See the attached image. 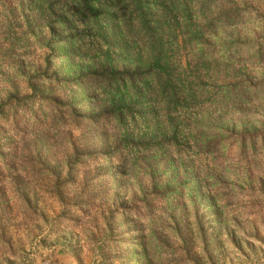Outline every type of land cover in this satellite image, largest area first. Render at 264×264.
I'll return each instance as SVG.
<instances>
[{
    "label": "rangeland",
    "instance_id": "obj_1",
    "mask_svg": "<svg viewBox=\"0 0 264 264\" xmlns=\"http://www.w3.org/2000/svg\"><path fill=\"white\" fill-rule=\"evenodd\" d=\"M39 5L31 0H0V105L5 110L8 102H24L29 97L27 103L17 106L13 118L19 123L16 129L31 141L25 150L28 155L22 160L30 170L59 164L80 142L81 134L75 129L71 135L63 134L66 150L57 145L53 128L68 125V120H64L66 111L59 102L50 108L52 98L46 86L35 93L34 100L30 98L33 92L29 79L36 70L41 72L48 64L47 75L56 71L63 77L65 70L72 67L64 59L66 52L62 46L50 40V30L55 27L43 20L39 22ZM49 5L55 15L65 13L69 18L62 33L56 29L55 33L61 41L66 39L74 45V67L99 72L107 55L118 63L139 66L144 76V83L138 84L144 97V116L140 117L146 118H136L132 126L128 121L130 131L139 127L151 131L170 122L172 127L179 124L178 131L188 136L202 132L207 137H220L225 133L227 143H222L215 153L195 152L192 138L179 142L185 163L201 175V196L206 194L211 201L209 210L201 205L200 218L190 214L187 217L188 231L194 238L190 253L202 264H264V144L258 143L254 158L241 162L237 154L239 143L235 140L242 123L255 129L264 123V0H47L41 15L51 21ZM34 18L38 20L35 23ZM155 58H159L160 70L151 69ZM230 85L248 91L249 95L257 89L243 105L248 109L246 113L229 97ZM14 90L16 96L10 94ZM86 91L80 89L73 97L74 107L81 113L103 105L113 87L102 83L99 88ZM174 94L181 123L172 114V103L168 101ZM166 111L171 112L170 118ZM35 122L46 130L40 134L36 126H30ZM97 126L105 133L108 146L90 142L92 147L111 150L113 139L109 132L117 135L121 131L111 118L101 119L96 129ZM34 137L40 139L37 141L41 146H33ZM119 142V150L126 151V142ZM15 148L21 159L18 140ZM111 160L115 162V156ZM97 161L102 164L104 160L99 156ZM83 164L87 166L86 162ZM47 173L41 170L35 176L28 174L33 183H41ZM121 173L119 170L117 175ZM121 178L124 187L131 184L128 177ZM39 194L49 212L58 211L54 201L43 192ZM186 198L189 203L190 197ZM14 241L27 253L26 261L20 264H46L54 260L61 264H98V258L87 248L78 260L63 246L61 236H53L45 246L19 234ZM178 261L182 263L180 257Z\"/></svg>",
    "mask_w": 264,
    "mask_h": 264
},
{
    "label": "trees",
    "instance_id": "obj_2",
    "mask_svg": "<svg viewBox=\"0 0 264 264\" xmlns=\"http://www.w3.org/2000/svg\"><path fill=\"white\" fill-rule=\"evenodd\" d=\"M31 1L40 4L36 13L39 22L43 20L62 33L65 22L69 20L66 14L55 15L56 11L49 5L47 11L52 10L49 21V18L41 15L47 0ZM53 16L55 18L52 20ZM36 21L34 18L33 22ZM55 29L50 30V40H56L62 46L66 52L64 59L72 67L65 70L63 77L56 71L47 75L48 64L41 72L36 70L33 79H29L33 92L30 98L34 100L35 93L42 92L46 86L52 98L50 108H55L54 104L58 105L59 102L66 111L65 122L68 120V129H65L67 126L53 128L55 143L66 150L63 134L71 135L74 129L81 131L80 142L75 146L72 143L74 147L71 153H66L59 164L30 170L22 160L28 155L25 150L31 141L16 129L19 123L13 118L17 106L27 103L29 97L24 102H8V109L5 110L2 108L4 105H0V264L26 261L24 247L14 241L16 234L42 246L53 236H61L63 246L78 260L87 248L98 258V264H180L178 257L182 260L181 264H202L199 258L190 253L194 238L188 231L187 217L190 214L195 219L200 218L201 205L204 204L209 210L211 201L206 194L201 196V191L204 192L201 175L193 166L185 163L179 142L192 138L190 142L195 152L215 153L222 143L226 145L225 133L220 137H207L202 132L198 136H188L178 131L179 124L172 127L170 122L165 123L164 128L158 126L147 131L139 127L131 129V132L128 121L132 126L136 118L142 121L146 118L140 117L144 116V97L138 84L144 83V76L139 66L118 63L117 59L107 55L99 72L82 71L73 66L74 45L67 43L66 39L61 41ZM156 67L160 70L159 58H155L151 69ZM102 83L113 87L103 105L89 107L82 113L74 107L76 91L82 89L88 92L86 90L99 88ZM15 92L10 94L16 96ZM257 92V89L251 91L252 94ZM228 93L230 98L236 100V107L246 113L248 109L243 105L249 102L252 94L249 95L244 89L238 90L234 85L228 87ZM175 96L168 101L172 103V114L181 123V118L176 115L178 104ZM169 106L166 110H169ZM166 112L167 118H170L171 112ZM103 118L113 119L121 131L117 135L109 132L113 142L111 150L106 152L102 147L108 146V139L103 136L105 133L98 130V126L96 129ZM33 125L40 134L46 130L39 122L30 126ZM239 131L235 139L239 143L237 154L241 162H246L255 157L258 143L264 144V123L260 129L242 123ZM37 138L34 137L33 146L35 143L39 146L40 139L37 141ZM16 140L21 145V159L14 152ZM119 140L126 142V151L119 150ZM90 142L102 147H92ZM58 148L55 147L56 150ZM99 156L104 160L102 164L97 161ZM113 156L115 162L111 160ZM90 161L95 163L92 165ZM85 162L87 166L83 164ZM112 164V169H109ZM106 165L108 167L103 169ZM41 170H47L46 180L33 183L28 173L32 172L35 176ZM119 170L122 173L117 175ZM121 176L128 177L131 184L124 187ZM39 192L57 204V212L51 213L45 208ZM194 196L199 199L195 200ZM186 197H190L189 203L185 202ZM46 264L61 263L54 260Z\"/></svg>",
    "mask_w": 264,
    "mask_h": 264
}]
</instances>
